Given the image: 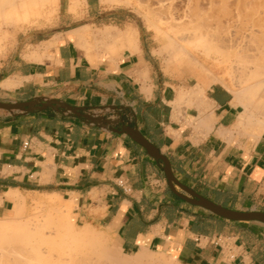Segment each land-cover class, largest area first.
<instances>
[{
	"label": "crops",
	"instance_id": "1",
	"mask_svg": "<svg viewBox=\"0 0 264 264\" xmlns=\"http://www.w3.org/2000/svg\"><path fill=\"white\" fill-rule=\"evenodd\" d=\"M72 2L60 0L54 25L24 32L0 52V102H61L103 123L63 108H0V218L14 213L21 195H54L77 204L78 223L111 232L127 256L264 264L263 221L224 218L194 197L264 213V123L256 122L264 118L262 95L252 104L240 97L246 86L235 91L209 79L182 85L162 67L134 10L101 0L72 9ZM85 26L139 29L135 50L126 44L114 61L107 50L113 41L103 36L93 40L90 57L72 37ZM180 71L195 72L189 65ZM126 127L167 158L180 185Z\"/></svg>",
	"mask_w": 264,
	"mask_h": 264
},
{
	"label": "bare ground",
	"instance_id": "2",
	"mask_svg": "<svg viewBox=\"0 0 264 264\" xmlns=\"http://www.w3.org/2000/svg\"><path fill=\"white\" fill-rule=\"evenodd\" d=\"M72 1V8H75L80 0ZM59 3L60 0H0V36L3 25H13L15 28H18L21 23L31 22L34 18L40 16L50 17L54 13L53 8L59 6ZM150 7L152 10L160 14L165 12L164 25L169 28V31H173L171 33L169 31L167 32L169 48L173 51L170 57L171 67L180 71L183 64H186L187 61L193 57L194 52L200 53L206 58L214 59L216 61H220L223 54L224 57L227 56V54L235 56L236 62L243 61L245 62L243 65L248 64V68L246 65L244 68H239V70L244 69L241 70L242 72L240 73H244V71L246 73L248 72L247 76L250 78L247 77V82L250 80L256 81L255 83L248 84L244 91L241 90L240 94L241 92L242 94L240 97L243 99L250 98V102L253 104L254 97H261L262 95L263 100L258 99V101H261L259 102L260 104L264 103V0H151ZM138 30L134 27H129L126 32L120 34L108 27L105 30L97 29V31H94L90 26H85L75 32L72 37L76 38L79 44L85 46L87 55L90 57L95 49L91 46L89 39L92 41L97 40L100 44L99 40L104 36L106 39L113 41L109 46H107V44L106 46L108 47L107 50L115 56V61L116 55L121 49L125 48L126 44L131 48V45L136 43V36L139 32ZM104 37L103 39H105ZM58 41L59 40L54 39L47 44V47L56 44ZM118 43L120 44L117 47ZM89 45L90 47H88ZM136 47L138 46L136 45ZM119 55L120 54H118L117 57H119ZM232 61H235V59ZM236 62L235 68L232 67L231 62L230 66L232 69H238V67H240L239 65L243 63L239 62V64L237 62L239 64L237 67ZM210 73L213 72L210 71ZM6 85L10 86L12 84L6 82ZM260 115L261 114H259V116ZM256 122L264 123V118L263 120L258 119ZM13 195H15L14 192ZM21 196L17 210L14 211L15 215L13 217L5 218V222L0 223V264H54L51 260V256L50 258L49 256L46 257V251L44 252L42 249L44 245H41V243L45 239L44 236L41 237L42 239L39 238V240L42 241L38 242L35 235L36 226L39 225L41 220L39 218V212L41 211L36 210L39 211L36 212L34 210L35 212L32 216L29 215V217H26L24 212L26 207L25 198ZM49 200L50 199H48V201ZM53 204H55V201L52 205ZM74 204L73 201L68 203V206L65 209L56 207V210L62 212L72 224H74L72 219V208L77 205ZM70 228H72V226H69V229ZM71 230L73 232L75 229L73 228ZM78 235L79 236L73 233V237L71 238H75L74 243H76L78 237L85 238L92 236L96 241L92 242L93 239L91 241L86 238V241L89 240L92 242H90L92 251H94V253H100L101 256H107L109 248H107L104 243L102 244L100 241V235L95 231L92 224L88 223L84 225ZM79 240L80 239H78V241ZM74 252L76 253L77 250ZM148 252L149 251H142L135 255L134 259L132 258V261H126L124 263L121 261V264H157L156 258L149 256ZM64 254L65 253H63V255ZM77 254L78 253L75 254V258H73L74 253L72 254V258L74 260L76 259L75 261L72 258V260H70V257L69 260L68 257L66 260L71 261L70 264H88V259L87 263H84L82 261L83 258L80 259L81 256L77 259ZM160 254L164 255L162 253ZM65 257L66 256H64V259ZM102 258L104 257H101V260ZM94 261L97 262L96 259ZM98 264H100V262Z\"/></svg>",
	"mask_w": 264,
	"mask_h": 264
},
{
	"label": "rangeland",
	"instance_id": "3",
	"mask_svg": "<svg viewBox=\"0 0 264 264\" xmlns=\"http://www.w3.org/2000/svg\"><path fill=\"white\" fill-rule=\"evenodd\" d=\"M101 1L104 4V6H107V7H127V8H130L136 12L138 20L140 21V23L145 25L146 28L150 31V36H152L153 45L156 47V49L154 50L155 55H157L159 57L160 62L162 64V67L165 69V71L167 73H169V75L173 78L174 81L180 82L182 85L183 84L187 85L189 83H199V82H202L204 79H209V81L211 83H213V82L222 83L224 85L231 87L235 91H238L239 88L245 87L248 84L256 82L255 80H252V81L250 80L247 82V80H248L247 77H249V76H247L248 72L246 73L244 71V73H240V72H242L241 70H244V69L239 70V68L245 67L246 64L243 65L245 62L237 61L238 63L243 62V63H241V65H239L240 63L238 64L236 62L235 56H231L229 54H227V56H225L226 58L223 56L224 55L223 54L222 57L220 58V61H216L214 59L206 58L205 56H203L200 53L194 52L193 57L190 58L186 64H183V66L189 65V66L194 68L195 72L184 73L182 71L174 69L173 67H172L173 68L172 70L168 71L169 70L168 66H170V64H171L170 57H171V54L173 51L171 48H169L170 46H169V39H168V34H167V32L169 31V28L166 25H164L165 12L160 14V13L152 10L150 7L151 0H112V1L111 0H109V1L101 0ZM79 3H80V1H79ZM59 7H60V3H59V6H57V7L55 6L53 8L54 13L50 17L49 16H42V19L38 23H31V22H34V20H32L31 22L21 23L18 28H15V26H13V25H6V24L3 25V29L1 31L2 33L0 36L1 37L0 52L8 50V48L15 45L18 38H20L24 32H28V31H32L34 29H40V28L48 29V27H50L51 25H54L56 23V20L58 17ZM72 9H75V8H72ZM164 26H166V27H164ZM169 32L171 33L173 31H169ZM89 42H90L91 46L94 48V42L91 39H89ZM88 47H90V45ZM230 56H231V58H230ZM234 59H235V61H232ZM231 62H232V67L235 68V66H236L235 62L237 63V67H238V65L240 67H238V69H232L230 66ZM247 65H246V67L248 68ZM201 67L204 70H208L211 72H213V69H214L217 73L216 74L217 76H212L211 74L204 72V70H202ZM234 71H235V73H234ZM244 77L246 78V80ZM261 77H263V76H261ZM236 94H237V92H236ZM258 109L261 110V108H259V107H258ZM262 111H264V109H262ZM48 199H50V200L48 201ZM54 201H55V204L52 205V203H54ZM25 206L26 207H25L24 212H25L26 217H29V215L32 216V214H34V212L36 210L41 211V212L36 211V212L40 213V214L39 213L38 214H39V218L41 220H40L39 225L36 226L35 235H36L38 242L42 241V240H39V238L44 236L45 239L43 238L44 240L41 243V245H44L42 249L44 252L46 251V253H45L46 257L49 256V258H50V256H51V260L54 264H60V263L61 264H63V263L70 264L71 261H68L69 257H70V260H72L73 258L76 257V255H75L76 253L79 254V255L77 254V257H78L77 259H79V257L81 256L80 259L83 258L82 261L84 263H87V259H88V261H89L88 264H98L99 262H100V264H103V263L104 264H121V261H122V263H124L126 261H132L135 257V256L125 255L120 250V247L118 246V243L114 239L113 234L111 232H109L108 230H106L102 227H99L97 225H93V227H94L95 231L97 233H99L100 241L102 242V244L104 243V245L107 248H109L107 256L105 255L107 258L103 255L101 256L100 253H98V252H97L98 253L97 254L96 252L94 253V251H92L91 246H90V242L92 241V239H93L92 242L96 241V239L92 238V236L91 237L88 236L85 238H82V237L79 238L78 237L76 240V243H74L75 238H71V237H73V233L76 234L77 236H79L78 234H80L84 225L78 223L76 220V214H75L76 207L72 208L73 209V212H72L73 218L72 219H73L74 224H72L68 220V218L65 217V215L62 212H58L56 210V207H58L60 209H65L68 206V203L65 202L61 197H56L54 195H48V194L31 195L28 199L25 200ZM17 207H18V203L16 204L15 210H17ZM32 211H33V213H32ZM14 215L15 214L12 213L10 215V217H13ZM4 222H5L4 218H0V223H4ZM68 224L70 227L72 226V228L69 229ZM73 228L75 229L74 230L75 232L74 231L72 232L71 229H73ZM46 230L48 231V233ZM70 231H71V233H70ZM77 232H78V234H77ZM101 235H103V236H101ZM86 238L90 239L91 241L87 240V241H89V242H87ZM78 239H80L81 241L80 240L78 241ZM71 240H73V241H71ZM87 243H88V245H87ZM48 250H49V252H48ZM75 250H77L76 253L74 252ZM63 253H65V254L63 255ZM73 253H74V257L72 258ZM148 253H149V256L156 258L157 264H177L171 258H169L165 255H161L160 253H154V252H148ZM95 255H96V257H95ZM64 256H66L65 259H64ZM67 257H68V260H66ZM101 257H104V258H102V260H101ZM95 259L97 260V262L94 261ZM119 261H120V263H119ZM72 263H73V261H72Z\"/></svg>",
	"mask_w": 264,
	"mask_h": 264
},
{
	"label": "water",
	"instance_id": "4",
	"mask_svg": "<svg viewBox=\"0 0 264 264\" xmlns=\"http://www.w3.org/2000/svg\"><path fill=\"white\" fill-rule=\"evenodd\" d=\"M48 107L63 108V109L69 110V111H71V112H73L79 116L85 117L91 121L103 123L102 119L95 117V116H92V115L83 114L80 112V110L78 108L73 107V106L68 105V104H65V103H61V102H44L41 104L40 107H37L36 103L34 101H29V102H24V103L0 102V108L7 109V110H30L32 108L46 109ZM124 132H127L136 141H138L139 143L144 145L157 160L162 159L166 164L165 170H166V173H167L170 181L180 185L178 183V181L175 179V177L173 176L169 162L164 155H162L154 146H152L148 141H146V139L144 137H142L137 132V130H134L131 127H126V128H124ZM194 197L197 198L198 200H200V201H198L197 204L202 205V206L206 207L207 209H210L211 211H213L217 215L222 216L224 218L232 219V220H260V221L264 222V213H258V212L243 213V212L232 211V210H229L227 208L221 207L215 203H212V202L202 198L199 195H195Z\"/></svg>",
	"mask_w": 264,
	"mask_h": 264
}]
</instances>
